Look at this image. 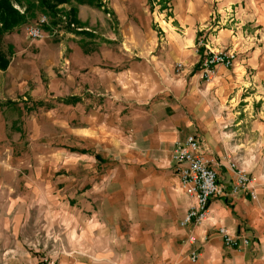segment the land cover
I'll return each mask as SVG.
<instances>
[{
    "label": "crops",
    "instance_id": "1",
    "mask_svg": "<svg viewBox=\"0 0 264 264\" xmlns=\"http://www.w3.org/2000/svg\"><path fill=\"white\" fill-rule=\"evenodd\" d=\"M74 6L68 59L45 39L20 47L17 33L4 35L11 55L0 70V264H35L26 243H61L66 211L78 250L111 225L137 245L140 229L146 243L153 237L155 252L138 255V264H264V0ZM207 49L235 59L204 81ZM53 55L63 68L72 64L71 94L65 81L48 77ZM47 80L58 102L34 131L25 102L43 98ZM188 136L198 140L221 194L209 201L205 222L181 227L193 200L180 189L171 153ZM39 141L46 158L33 152ZM236 168L258 178L255 199L230 193ZM220 229L249 244L227 247Z\"/></svg>",
    "mask_w": 264,
    "mask_h": 264
},
{
    "label": "rangeland",
    "instance_id": "2",
    "mask_svg": "<svg viewBox=\"0 0 264 264\" xmlns=\"http://www.w3.org/2000/svg\"><path fill=\"white\" fill-rule=\"evenodd\" d=\"M16 1L17 3L18 2L19 3L15 5V8L18 9L20 13L24 11L25 7H28L29 9H31L30 14L28 13L29 11L27 12L28 13L27 17L33 18V19L30 21V24L28 25L33 26L34 24H36L37 20L41 16H45L47 18L48 23L50 20L52 21V17L50 15L46 14L45 12H42L41 9L39 8V5L38 6L35 5V2L37 0H16ZM144 1L147 2L150 0H144ZM104 2H105L104 4L106 7L107 2L106 1ZM74 5L76 4L72 3L70 5H63V6L58 7V9L60 10L63 16H61V23L57 27L56 26L53 27L54 31L47 32L45 30V28L47 27L46 26L45 28H42L41 38L37 40H32L27 36L26 30H25L26 27L24 26L22 29L15 32L18 35L16 36V39L14 42H16L17 44H19L20 47H22L28 44H33V43L37 44L45 39L53 45L54 51H57L58 49L63 52L62 58L68 59V56H67L68 51L65 50L64 47L67 48V43L73 41L74 39V36H75L74 32H71L70 29L76 30V27H77L76 26L77 22H75L76 21L75 20L76 8ZM71 6L73 9V12H72V20L74 21L73 23L72 22L69 23L68 19L70 18H67L68 17L67 12L70 11ZM2 43L5 47L8 44V41L6 40L4 36L2 39ZM37 48H38L37 49L38 54L32 55V59L34 61L35 66L41 64V59H40L41 49L40 47H37ZM60 62L61 61L59 60V58L53 55V59H52L53 66L47 70L49 74L48 77L52 79L58 78L62 81H65V88L67 89L65 90V92L69 91V94H71L73 91L72 79H71L73 75L72 64L69 62L68 65L65 66V68H63L62 65L60 66ZM101 66L102 68H106V66L103 63ZM35 74L41 75V76L43 75V77L46 76L45 73L43 72V68L42 69L37 68ZM0 76H3V75L0 74ZM47 82L49 81L47 80L45 83L44 82L42 83L44 85V91H45V96L43 98L41 99L33 98L32 101L27 100L25 102L27 103L28 108L33 109L32 117L34 118V124H33L34 131L36 127L39 126V124L37 125V123L40 122L41 113L48 112V110H50V108L56 105L58 102V100L52 98L54 96L53 92L56 90V87H53V85H51L49 86V91H47L46 86H45ZM68 99H69L68 96L65 97L64 103H67L70 100ZM36 102L42 103L43 108L41 109L35 108L34 103ZM17 105H20L18 107L19 109H21L20 107H23V103H18L16 104V106ZM16 106H13V107H16ZM71 110L72 109H69L70 113H71ZM35 135L36 137H39L40 132H37V134ZM65 136H67L66 133H65ZM66 140H68V138H66ZM40 141L38 142L39 146L33 148V152L39 155L43 150V152L40 155L43 156V158H46L49 156V154L48 152L44 153V148L43 149L40 148ZM71 150L72 148H66L65 154L68 155L70 153V156H71L72 154ZM44 167L45 169L43 170V173H45L44 175H46L48 173V168L46 166ZM258 167L262 172H264V164L258 165ZM61 171L62 170L57 171L58 173H55L54 176L57 177L59 174H61ZM50 178L54 179V177H50ZM254 178L256 179V183H257L258 178L255 176ZM137 214L139 213L130 212L128 216H130V220L131 218L136 220ZM64 221H65L64 235H63L61 243L58 240L55 241L54 238H50L47 243L43 244V249L38 244L28 245L26 243V247L31 252H33L35 255V264H138V262L136 261L137 260L136 257L138 255L140 256V258L141 257L144 258V256L148 254L149 257L151 258L150 255H152L156 250V245L153 244V241H154L153 237L150 235L149 240L146 243L145 242L146 238L141 234V229H140V244L137 245V244L131 243L130 239L129 241H125V237L124 236L121 237L120 234L116 233L115 227L111 225H107L106 233L104 235L102 236L99 235L98 237H96V239L92 240L91 242H88L85 248L82 247L80 248V250H78V244H75L74 246V243H73V234H72L73 221H72L71 212H67V211L64 212ZM58 229L60 230L61 228H58ZM133 230L130 229V231H133ZM130 235L131 234H129V236ZM74 247H75V250H74ZM130 253L132 254V257H130ZM139 263L144 264V259L140 260Z\"/></svg>",
    "mask_w": 264,
    "mask_h": 264
},
{
    "label": "built area",
    "instance_id": "3",
    "mask_svg": "<svg viewBox=\"0 0 264 264\" xmlns=\"http://www.w3.org/2000/svg\"><path fill=\"white\" fill-rule=\"evenodd\" d=\"M47 25V18L41 16L33 26H25L27 36L32 40L40 39L42 28ZM234 59L233 52H213L207 49L203 53L200 63L202 79L204 81L209 80L216 65H222L225 68L231 67ZM171 160L179 179L181 191L193 200L180 226H199L208 217L209 201L221 194V189L216 183V174L210 168L208 161L199 153L198 140L193 136H188L183 142L175 144L171 153ZM231 167L235 168V165H231ZM254 184H256V179L253 176L248 175L242 169L236 168L235 181L230 186V193L232 195L248 194L251 199H255ZM218 233L227 247L234 248L249 244L247 239L233 237L224 229H220ZM188 241L193 243L195 240L189 238ZM190 260L194 262L196 255L192 254Z\"/></svg>",
    "mask_w": 264,
    "mask_h": 264
},
{
    "label": "trees",
    "instance_id": "4",
    "mask_svg": "<svg viewBox=\"0 0 264 264\" xmlns=\"http://www.w3.org/2000/svg\"><path fill=\"white\" fill-rule=\"evenodd\" d=\"M101 0H37L35 5H39L42 12L50 15V20L47 27L58 26L61 23V16H63L58 7L63 5H100ZM19 3V2H18ZM16 0H0V70H4L8 64L11 50L8 46H4L2 43L3 36L9 33L16 32L28 25L33 18L27 17V14L31 13L28 7H25L24 11L20 13L15 5L18 4ZM35 9V8H33ZM29 11V12H28ZM28 12V13H27ZM72 7L68 13L69 23H73L72 20ZM63 13V12H62ZM33 16V15H32ZM35 108L40 107L41 103L36 102Z\"/></svg>",
    "mask_w": 264,
    "mask_h": 264
}]
</instances>
